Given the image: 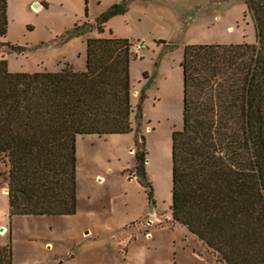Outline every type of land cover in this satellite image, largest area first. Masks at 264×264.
Masks as SVG:
<instances>
[{"label": "trees", "instance_id": "16d2710c", "mask_svg": "<svg viewBox=\"0 0 264 264\" xmlns=\"http://www.w3.org/2000/svg\"><path fill=\"white\" fill-rule=\"evenodd\" d=\"M246 1L257 42L186 45L184 123L172 145L173 217L226 264H264V0ZM8 8L0 0L3 35ZM118 11L104 14L98 30ZM133 60L131 39L114 35L89 37L83 70L66 63L12 71L0 58V155L10 164L11 214L77 212L78 137L134 129ZM0 264H13L10 247L0 246Z\"/></svg>", "mask_w": 264, "mask_h": 264}, {"label": "rangeland", "instance_id": "374dc122", "mask_svg": "<svg viewBox=\"0 0 264 264\" xmlns=\"http://www.w3.org/2000/svg\"><path fill=\"white\" fill-rule=\"evenodd\" d=\"M8 2L0 58L8 59L12 71H57L66 63L84 69L88 39L99 32L147 42L145 57L131 63L134 129L78 137L77 212L11 214L10 164L0 155V246L11 248L12 263L226 264L173 217V132L184 123L186 45L257 42V22L247 1ZM117 8L102 19L99 31L98 21ZM139 152L145 154L140 163ZM143 170L147 186L141 183Z\"/></svg>", "mask_w": 264, "mask_h": 264}, {"label": "built area", "instance_id": "2783aa9c", "mask_svg": "<svg viewBox=\"0 0 264 264\" xmlns=\"http://www.w3.org/2000/svg\"><path fill=\"white\" fill-rule=\"evenodd\" d=\"M147 48V42L144 39L131 40V53L134 58H142L144 50Z\"/></svg>", "mask_w": 264, "mask_h": 264}, {"label": "crops", "instance_id": "0c3cea01", "mask_svg": "<svg viewBox=\"0 0 264 264\" xmlns=\"http://www.w3.org/2000/svg\"><path fill=\"white\" fill-rule=\"evenodd\" d=\"M94 35H103V36H105L104 34H102V32H99V33H97V34H94ZM111 35H114V36H117L116 34H114V32L113 33H111V34H109V35H107V36H111ZM145 55L146 54H144V56H143V58L145 57ZM86 68H87V66H86ZM86 68H84V69H86ZM80 70H83V69H80ZM23 215V214H22ZM35 215H40V214H35ZM5 227V226H4ZM7 227V226H6ZM13 229V223L11 222V230ZM60 255V253H57V256H59Z\"/></svg>", "mask_w": 264, "mask_h": 264}, {"label": "bare ground", "instance_id": "6f19581e", "mask_svg": "<svg viewBox=\"0 0 264 264\" xmlns=\"http://www.w3.org/2000/svg\"><path fill=\"white\" fill-rule=\"evenodd\" d=\"M157 186H158V190L161 191L162 188H163L162 184H158ZM4 191H5V189H4ZM5 192H6V191H5ZM4 230H5V228H4Z\"/></svg>", "mask_w": 264, "mask_h": 264}, {"label": "water", "instance_id": "95a60500", "mask_svg": "<svg viewBox=\"0 0 264 264\" xmlns=\"http://www.w3.org/2000/svg\"><path fill=\"white\" fill-rule=\"evenodd\" d=\"M35 6L39 7V4L36 3ZM6 190L9 191V188H7ZM4 228L5 227L3 226L1 229L4 230Z\"/></svg>", "mask_w": 264, "mask_h": 264}]
</instances>
